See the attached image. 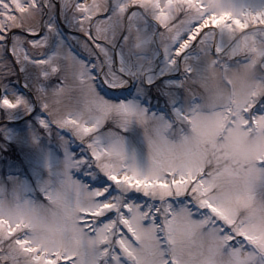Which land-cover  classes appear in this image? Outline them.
<instances>
[{"label": "snow or ice", "instance_id": "obj_1", "mask_svg": "<svg viewBox=\"0 0 264 264\" xmlns=\"http://www.w3.org/2000/svg\"><path fill=\"white\" fill-rule=\"evenodd\" d=\"M241 65L248 88L206 103L197 80ZM129 80L167 114L108 99ZM17 110L65 157L35 196L0 185V264H264V0H0V121Z\"/></svg>", "mask_w": 264, "mask_h": 264}, {"label": "rangeland", "instance_id": "obj_2", "mask_svg": "<svg viewBox=\"0 0 264 264\" xmlns=\"http://www.w3.org/2000/svg\"><path fill=\"white\" fill-rule=\"evenodd\" d=\"M64 34L59 39L64 40L73 48L77 47L75 40H70L69 35L65 36ZM137 84L138 81L129 80L123 86L130 89L128 93L124 95L112 93L108 99L114 101L140 99L141 102L147 100L151 110L167 114L165 108L168 100L167 95L161 92L151 94L150 99L141 97L135 87ZM182 103V99L176 100L177 106ZM23 115L25 114L21 110H17L11 118H20ZM112 127L113 122L107 121L104 129ZM2 128L6 130V133L0 132L2 138L5 139L0 143V185L10 189L14 183H19L25 187L28 195L35 196L44 181L55 182L57 180V173L63 167L65 148L55 135L41 133L30 117L14 123L12 126H3ZM124 137L127 151L135 155L137 159L144 160L148 148L143 128L133 121L129 129L124 132ZM70 150L75 152L76 145H71ZM73 175L79 178L82 174L73 170Z\"/></svg>", "mask_w": 264, "mask_h": 264}, {"label": "clouds", "instance_id": "obj_3", "mask_svg": "<svg viewBox=\"0 0 264 264\" xmlns=\"http://www.w3.org/2000/svg\"><path fill=\"white\" fill-rule=\"evenodd\" d=\"M253 70L247 66H232L225 73L223 68L209 69L206 79H198L197 88L206 103L219 102L236 90H246L252 81Z\"/></svg>", "mask_w": 264, "mask_h": 264}, {"label": "flooded vegetation", "instance_id": "obj_4", "mask_svg": "<svg viewBox=\"0 0 264 264\" xmlns=\"http://www.w3.org/2000/svg\"><path fill=\"white\" fill-rule=\"evenodd\" d=\"M69 32V31H68ZM73 33H75L74 31H73Z\"/></svg>", "mask_w": 264, "mask_h": 264}]
</instances>
